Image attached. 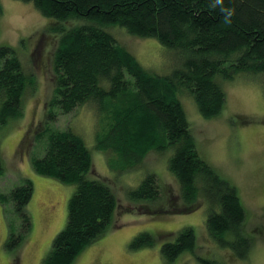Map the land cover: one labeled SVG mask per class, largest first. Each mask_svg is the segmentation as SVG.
<instances>
[{
	"label": "trees",
	"instance_id": "obj_1",
	"mask_svg": "<svg viewBox=\"0 0 264 264\" xmlns=\"http://www.w3.org/2000/svg\"><path fill=\"white\" fill-rule=\"evenodd\" d=\"M20 1L31 2L41 15L54 20L48 27L56 41L52 89L36 126L44 146L30 164L40 175L74 185L64 225L51 240L43 264H72L116 225L119 203L112 187L93 172L92 147L72 124L54 125L60 115L86 105L98 116L95 147L110 157L111 168L119 173L138 166L151 151L168 154L167 169L177 180L181 207L191 211L205 204L210 237L236 256L246 257L250 241L237 189L199 155L182 96H190L204 118H214L225 103L226 81L235 76L256 79L264 90V0ZM115 27L156 39L168 54L166 63L171 66L175 57L176 64L167 74L147 69L118 40ZM33 84L15 50L0 45V127L22 116L24 95ZM3 173L0 156V176ZM32 193L29 178H22L7 193L0 192L6 250L17 249L31 229L26 206ZM126 196L166 211L155 173H146ZM154 243L150 233L141 232L130 247ZM195 246L193 228L183 227L173 240L161 244V260L171 264Z\"/></svg>",
	"mask_w": 264,
	"mask_h": 264
},
{
	"label": "rangeland",
	"instance_id": "obj_2",
	"mask_svg": "<svg viewBox=\"0 0 264 264\" xmlns=\"http://www.w3.org/2000/svg\"><path fill=\"white\" fill-rule=\"evenodd\" d=\"M0 3V45L12 47L34 79L24 95L22 116L0 127V156L4 164L0 192L7 193L22 178L33 183L32 197L26 206L31 229L17 249L3 247L7 228L0 203V264H43L51 240L64 225L67 201L74 190L73 184L36 173L30 164V158L44 146L42 139H37L36 126L41 123L52 89L56 41L48 26L54 20L41 15L31 2ZM113 31L147 69L167 74L176 64L175 57L171 66L166 63L168 54L156 39L136 37L118 27ZM169 54L173 57L174 52ZM259 83L260 80L241 76L226 81L222 86L225 103L214 118H204L192 98L182 96L199 155L237 189L245 211L244 231L250 241L246 257L236 256L210 237L204 223L205 204L200 203L191 211L181 207L176 194L177 180L167 169L168 154L151 151L138 166L119 173L111 168L110 157L95 147L98 116L93 107L86 105L60 115L54 125L63 128L72 124L89 149L92 147L93 172L112 187L119 207L116 225L85 248L72 264H166L160 257L161 244L173 240L178 230L186 226L193 228L196 246L193 252H183L171 264H203L202 259L226 264H264V90ZM151 172L157 175L166 211H155L144 205L147 202H132L126 196L127 190ZM141 232L150 233L155 238L154 245L131 248V240Z\"/></svg>",
	"mask_w": 264,
	"mask_h": 264
}]
</instances>
